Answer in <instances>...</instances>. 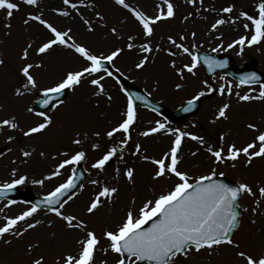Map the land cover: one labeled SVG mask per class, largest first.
Masks as SVG:
<instances>
[{"label": "snow or ice", "instance_id": "1", "mask_svg": "<svg viewBox=\"0 0 264 264\" xmlns=\"http://www.w3.org/2000/svg\"><path fill=\"white\" fill-rule=\"evenodd\" d=\"M113 2L114 5L127 10L139 25L142 42L135 43L138 37L128 34L124 47L118 46L105 52L93 51L87 44L78 42L72 27L56 26L43 11L39 10L40 0H0V14L4 16V27L9 30L7 35H11L12 18L15 13L22 11L23 7L35 9L25 14L23 24L27 28L36 24L48 33L39 43L30 40L22 49L20 53L22 63L18 68L21 79L19 86L14 89L16 97H23L35 91L37 98L33 103L43 109L51 107L55 111L65 103L61 97L66 92H75L87 82L93 89L92 95L97 98V104H99L100 97L106 98L110 103L114 97L104 83L109 78L116 81L120 91L126 97V104L120 112L119 121L103 132L92 131L91 135L95 137V141L90 147L93 151H100L101 154L90 164V169L79 171V166L87 163L88 159V153L82 147L88 139V132L80 130L74 133L71 141L77 148L74 151H57L53 159L57 157L60 159L55 169L43 178L29 180L27 174H18V169H12V178L0 184V198H7L9 193L16 191L18 187L26 186L29 182L43 186L45 181L59 177L62 174L61 170L66 168H71V174L35 202L8 199L4 205L5 208L18 203L26 205V208L19 214L7 215L3 221H0V240L11 244L12 241L6 239L7 236L23 238L30 230H35L45 223L51 227L54 221L38 218L42 214L45 216L51 214L64 223L65 229L79 233L75 241L78 246L77 250L60 253L55 259V264H97V253L103 256L109 253L115 254V264H177L181 258L190 260L193 256L202 254L210 258L223 246H228L233 250L237 264H264V243L255 249L236 238V232L242 225L243 214L249 211L242 204L246 196L251 197L253 201L252 216H264V180L255 182V188L253 183L246 180L237 181L233 185L224 179L227 173L218 170L220 165L228 162H231V167L235 168L241 158H243L244 166L249 168L256 160H264V127L250 122L247 124V128L253 134L250 141L238 145L221 134L215 146L202 135L180 128H172L160 108L152 105V92L146 90L144 95L132 93L120 83L124 73L120 67L115 65V61L124 53L125 48L128 51L136 49L142 55L135 64V68L143 70L149 63L155 62V54L164 52L168 57H172L169 60V67L180 81H187L188 75L197 76L199 69L206 66L207 71L213 73V79L211 82L208 79L200 81V87L187 100L186 106L181 109L184 112L191 111L201 98L212 93H218L221 97L234 95L238 102L264 101V80L253 72L239 77L236 85H233L232 81H228L227 84H216V70L226 68L228 61L208 54L201 56L197 49L202 47V44L196 42V31L181 33L178 38L168 35L166 37L167 47L154 43L156 25L162 21L172 20L176 16L173 0H161L156 4L154 14L147 13L127 0H113ZM186 3L191 5L194 11L184 16V21H188L194 15H199L201 9L206 12L217 11L214 7L205 8L204 0H186ZM96 7V0H89L87 3L86 0H62V6L54 8L53 12L57 16L69 19H74L73 13H75L86 32L95 33L97 27L109 28L105 14L95 11V20H93L81 9H95ZM252 8L251 12L241 10L237 15L228 18L218 15L210 24L211 32H217L221 26L229 24L242 26L245 34L228 43L226 48L222 42L212 47V53L227 51L239 46L240 54H242L245 46L251 47L264 43V0H253ZM234 12L235 4H229L218 10V13L223 14ZM126 22L127 18L121 21L122 24ZM109 33L118 39H124V35L115 26L109 28ZM189 37L192 40L190 45L185 43ZM217 38L221 39V37ZM58 49L71 51L83 63L75 69L66 70L52 85L41 86L34 70L46 69V58ZM33 52L40 58L39 60L31 61ZM182 56H187L189 60L178 65L177 59ZM3 65H5V60L0 58V66ZM225 79V75L219 76L220 81ZM156 83L158 86L159 81ZM257 84L259 85L258 93L255 88L251 87ZM243 86H248L249 90L244 93L234 91V87ZM183 87V83L175 84L177 90ZM138 101L162 117L154 122L150 121L152 126L142 131L140 135L147 138L163 133L172 138L168 149L159 157L146 154L147 149L141 143H134L132 146V132L139 117ZM230 108V102L219 106L213 122L217 119H229ZM3 110H5V105L0 103V111ZM25 110L40 117L41 120L24 130L20 127L17 116L9 114L7 117L0 118V132L6 129L13 132L19 130L24 137H33L37 134L43 135L53 127L54 119L48 111H38L32 106H27ZM192 126L195 127V125ZM118 134L121 139L116 141L115 137ZM102 137L112 141L111 145H102L100 142ZM7 140L11 143L16 140V136L9 134ZM186 140L195 141L200 145L190 153L193 157L197 156L201 149L208 154L214 166L210 167L207 173L193 175L182 167L183 145ZM11 150V148L8 149V151ZM33 151L22 148L21 154L24 158H29ZM126 152H130L132 157L153 166L151 175L153 181L175 178L170 188L159 191L152 198H146L140 206H137L136 197H131L129 206L119 221L113 227H105L100 232L91 227L89 219L68 214L65 211L66 206L83 192L85 184L81 181L85 178V173L91 175L90 170H95L97 177L88 180V183L96 187V191L86 204L87 217H94L101 209L115 204L120 188L103 179V175L108 173L114 159L123 162L125 166L123 169L120 166L113 169V179L119 181L123 177L129 184L135 185L136 168L127 165ZM2 155L4 153L0 152V156ZM45 155L44 152L40 153L41 157ZM26 162V159L22 161V163ZM152 190L155 192V187ZM251 223L255 224L256 219H252ZM52 236L55 237L54 232ZM37 248L39 244L29 243L27 246V253L32 257L30 264H47L44 254L32 256ZM100 264H107V260H101Z\"/></svg>", "mask_w": 264, "mask_h": 264}, {"label": "rangeland", "instance_id": "2", "mask_svg": "<svg viewBox=\"0 0 264 264\" xmlns=\"http://www.w3.org/2000/svg\"><path fill=\"white\" fill-rule=\"evenodd\" d=\"M57 1L58 4H54L52 0H40L39 10L43 11L45 16L56 26L60 28L72 27L77 41L87 44L93 51L107 52L118 46L124 47L128 34L138 37L135 43L139 44L142 42L139 25L127 10L114 5L113 0H96L97 7L95 9L87 8L81 9V11L93 20H95V11L103 12L109 28L113 26L117 27L124 35V39L112 36L109 33V28L97 27L95 33L86 32L82 26V22L79 17L75 16V13H73L74 19L57 16L53 12V9L61 7L62 0ZM140 1L127 0V2L140 7L149 14H154L156 4L161 2V0H146L150 4L145 6L144 4H140ZM87 2L89 0H86ZM173 3L176 7V16L172 20L162 21L156 25V33L153 38L154 43L167 47L166 37L168 35L178 38V35L181 33L196 31V42L202 44V47L197 49V51L210 54L227 53L235 59L237 64L250 61L253 58L258 62L257 68L264 72V43L251 47L245 46L242 54H240L239 46L218 53L211 52V48L221 42L226 48L228 43L244 35L245 30L239 25L225 24L217 32H211L210 24L218 15L228 18L229 16L237 15L241 10L251 12L253 10V0H204L205 8L210 9L214 7L217 11L206 12L201 9L199 15H194L188 21H184L183 17L189 12L194 11L193 7L187 4L186 0H173ZM229 4H235L234 13H218L219 9ZM34 10L30 7H23L22 11L15 13L11 20V35L6 34L9 30L4 27V16L0 14V58L5 60V65L0 66V103L5 105V110L0 111V118L7 117L9 114H15L19 120L20 127L24 130L41 120L40 117L30 114L25 110L37 98L35 91L23 97H16L14 95V89L19 86L21 79L18 74V68L22 63L20 60L22 49L30 40L39 43L41 39L48 35L42 27L36 24H33L30 28H27L23 24L25 14ZM125 18H127V22L122 24L121 21L125 20ZM217 37H221V39ZM185 43L190 45L192 43L191 37ZM141 55L136 49L128 51L125 48L124 53L115 61V65L121 68L124 73L123 78L141 88L144 93L146 90L152 92L151 99L160 102L170 111L174 110L183 101L190 99L200 87L201 80L208 79L211 82L213 79V76L206 78L203 75L202 68H200L197 76L188 75L187 81H180L169 67V60L172 57H168L164 52L155 54L154 63H149L143 70H138L135 68V64ZM39 59L34 52L31 54V61ZM188 60L187 56H182L177 59V63L181 65L188 62ZM46 63V69L34 70L41 86L52 85L66 70L79 67L83 61L79 60L69 50L58 49L46 58ZM221 75L225 74L219 72L215 74L216 84H227L228 81H232L233 85L238 84V81L227 75H225L226 79L224 81H220L219 76ZM157 81H159L158 86ZM178 82L184 84L183 89L177 90L175 88V84ZM104 83L114 97L110 103L106 98L100 97L99 104H97V98L92 95V87L85 82L75 92H68V96L64 100L65 103L60 108L55 111L52 109L48 111L53 116L54 124L43 135L37 134L33 137H24L19 130L13 132L9 129L0 132V152L4 153V155L0 156V184L12 178L11 171L13 168L18 169V174H27L29 180L40 179L49 174L55 169L60 159V157L53 159L57 151H74L77 148L76 145L71 143L77 130L88 132V139L82 145L83 149L88 153V159L87 163H84L82 167L84 170L86 168L90 169V164L101 154L100 151H93L90 147L91 143L95 141V137L91 135L92 131L100 130L103 132L114 126L119 121L120 112L126 104V97L120 91L119 85L115 80L109 78ZM251 87L255 88L256 93H258V84ZM248 90V86L234 87V91H240L241 93ZM226 102L231 103L229 119H217L213 122L218 107ZM138 113V121L132 132V146H134V143H141L147 149L146 154L159 157L168 149L172 139L171 136L161 133L145 138L140 133L152 126L149 123L150 121L154 122L157 119H162V117L139 106ZM168 121L169 126L172 128H180L204 136L213 146L219 142L221 134L225 135L229 141H234L239 145L252 139L253 134L247 128L248 123L255 122L264 127V101L238 102L234 95L232 97H221L218 93H212L201 98L199 108L195 114L178 122H173L170 118H168ZM192 125H195V127ZM9 134L16 136V140L11 143L8 142L7 136ZM115 139L119 141L121 136L118 134ZM100 142L104 146H110L112 143L106 137H102ZM199 147L200 145L192 140H186L183 145L184 161L182 167L193 175L205 174L210 167L214 166L203 149L195 157L190 154ZM9 148L12 150L8 151ZM22 148L29 151L34 150L32 156L24 158L21 154ZM41 152L46 153V155L41 157ZM25 159L27 162L22 163ZM125 160L128 166L136 168L135 185L129 184L123 177L119 181L113 179V169L117 166L123 169L125 166L123 162L116 159L112 162L108 173L103 175V179L120 188L119 196L114 205L101 209L94 217H87L85 212L86 204L96 191V187L88 183V180L97 177V172L90 170L91 175L89 176L86 173V179L83 181L85 184L83 192L66 206L65 211L68 214H75L89 219L91 227L100 232L105 227H113L119 221L129 206L131 197L135 196L137 206H140L146 198H152L159 191L170 188L175 179L153 181L151 179L152 165L132 157L130 152L125 153ZM218 170L225 171L227 173L226 178L236 182L246 180L253 183L254 188L255 182L264 180V160H256L249 168L244 166L243 158H241V161L237 163L235 168L231 167V162H228L225 165H220ZM61 172L62 174L59 177L45 181L43 186L33 185L29 182L26 186H21L20 188L22 190L30 189L38 195H45L71 174V168H66L61 170ZM153 187H155V192L152 190ZM7 200H0V209H3V211H0V221H3L5 216L19 214L26 208V205L22 203L5 208L4 205L7 203ZM242 204L249 211L243 214L242 225L236 232V238L241 240L245 245H251L253 248L258 249L261 243H264V216H252L251 207L253 206V201L251 197L246 196ZM38 218L46 221L51 220L54 223L51 227H48L47 223H45L35 230H30L23 238L7 236L6 239L11 240V244H6L3 240H0V264H30L32 257L27 253L29 243L39 244V248L32 253V256L44 254L47 258V264H55V259L60 253L75 252L77 250L78 246L75 241L79 233L65 229L64 223L51 214L47 216L42 214ZM252 219H256L255 224L251 223ZM53 232L55 233L54 238L52 236ZM103 259L107 260V264H115L116 257L115 254L111 253L107 256L97 253V264H100ZM177 264H237V262L233 250L228 246H223L210 258L202 254L200 256H193L190 260H183L181 258L177 261Z\"/></svg>", "mask_w": 264, "mask_h": 264}, {"label": "water", "instance_id": "3", "mask_svg": "<svg viewBox=\"0 0 264 264\" xmlns=\"http://www.w3.org/2000/svg\"><path fill=\"white\" fill-rule=\"evenodd\" d=\"M199 53L201 54V56H203L204 54H206V53H202V52H199ZM208 55H210V54H208ZM213 56H215L218 59H226L228 61V65H227L226 68H224V69H217L216 71L223 72V73H225V74H227V75H229V76H231V77H233V78H235L237 80H238L239 77H241V76H243L245 74L255 72L260 77L261 80H264V73H260V72H258L256 70L257 62L255 60H253L250 63H243V64L237 65L234 68H232V66L234 65V61H233V59L231 58L230 55L220 54V55H213ZM245 67L250 68V70L249 71H242V69L245 68ZM203 68H204L205 75L211 76L213 74V73H210V72L207 71L206 66L203 67ZM122 84L129 91H131L132 93H139L141 95H144L143 93H141V91L139 89L134 88L129 82H127L125 80H122ZM66 95H67V92H66V94L63 97H61V99H63ZM138 103H142V102H139L138 101ZM198 103H199V101L196 103V106L191 111L184 112L181 109L186 106V102H185L180 107H178L175 111L170 112L169 115L174 120H178L180 118H185L187 115H190V114L196 112V110L198 108ZM152 105L153 106H156V107H159L160 110H161V112L163 113V115L167 113V110L163 106H161L159 103H153L152 102ZM34 107L36 109H38V110H41V111L47 110V109H43L42 107H40L38 105H35V104H34ZM79 171L80 172H83L82 169H81V166H79ZM224 179H226V182L235 185V182H233V181H231V180H229L227 178H224ZM7 198H13V199L27 198L28 200L35 202L36 200L40 199L41 197H35L33 195H29V194H27L26 191L25 192H21L17 188L16 191H14L12 193H9V195H8Z\"/></svg>", "mask_w": 264, "mask_h": 264}, {"label": "bare ground", "instance_id": "4", "mask_svg": "<svg viewBox=\"0 0 264 264\" xmlns=\"http://www.w3.org/2000/svg\"><path fill=\"white\" fill-rule=\"evenodd\" d=\"M52 2H54V4L55 3L58 4V1L57 0H52ZM140 2H141L140 4H144L145 6H147L148 4H150V2H147L146 0H141Z\"/></svg>", "mask_w": 264, "mask_h": 264}]
</instances>
